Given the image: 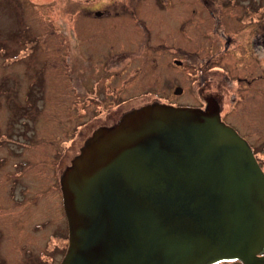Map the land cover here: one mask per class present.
Returning a JSON list of instances; mask_svg holds the SVG:
<instances>
[{
  "label": "water",
  "instance_id": "95a60500",
  "mask_svg": "<svg viewBox=\"0 0 264 264\" xmlns=\"http://www.w3.org/2000/svg\"><path fill=\"white\" fill-rule=\"evenodd\" d=\"M61 184V264H264V175L217 107L135 110L88 139Z\"/></svg>",
  "mask_w": 264,
  "mask_h": 264
},
{
  "label": "flooded vegetation",
  "instance_id": "af4514ba",
  "mask_svg": "<svg viewBox=\"0 0 264 264\" xmlns=\"http://www.w3.org/2000/svg\"><path fill=\"white\" fill-rule=\"evenodd\" d=\"M73 1L70 3L74 4ZM162 1H80L81 15L68 20L65 58L68 85L73 101L79 100L76 110L82 114L81 121L74 127L75 133L91 136L102 128L115 125L126 114L149 104L183 107L179 101L184 93L182 86L174 87L172 94L163 89L154 93L145 82H150L148 74L154 71L157 78L155 84L160 86L165 80L161 71L186 66L195 71L198 83V101L191 107L203 110L217 107L220 120L248 144L264 175V78L258 72L264 61L262 0H240L236 7L239 8L236 20L249 23L241 27L246 33L242 44L247 58L236 55V62L231 61V65L225 61L233 44L224 24L227 16H222L218 11L212 12L209 0H204L213 23L209 38L211 50L208 54L186 52L183 30L178 21L159 12L162 11ZM144 10L147 14H143ZM252 28L254 32L251 36ZM239 57L245 58L246 62L239 65ZM236 68L249 75L237 78L241 81L240 85L229 76V72H235ZM136 84L146 89L133 93ZM177 87L180 93L176 91ZM207 90L212 94L204 95L203 92ZM238 97L241 98L243 110L240 120L237 119V113L228 110V105ZM252 113L259 119L257 127L249 117ZM67 137L68 133L57 144L59 152L57 149L55 152L57 168L63 169L59 180L56 173L55 184L47 187L48 196L32 201V206L43 201V205L38 206L41 208L38 209L39 215H25L27 226L20 232L18 226L13 224L11 214H5L0 232L5 235L6 242L9 240L5 238H9L11 233L17 232V236L22 237V259L15 256L12 246L0 240V264H61L68 249V220L58 181L68 168ZM258 255H264V250ZM214 264L243 263L239 260H222Z\"/></svg>",
  "mask_w": 264,
  "mask_h": 264
},
{
  "label": "rangeland",
  "instance_id": "374dc122",
  "mask_svg": "<svg viewBox=\"0 0 264 264\" xmlns=\"http://www.w3.org/2000/svg\"><path fill=\"white\" fill-rule=\"evenodd\" d=\"M80 1L71 4V0H0V229L5 214H11L12 222L20 232L27 226V214L39 215L41 208L38 206L43 205V201L35 206L32 201L48 196L47 187L55 184L56 173L59 180L63 169L57 168L55 152L66 133L68 166L90 137L75 133L74 127L81 121L82 114L76 110L79 100L73 101L65 65L68 20L81 15ZM209 2L212 12L227 16L224 24L233 44L225 61L231 65V61L236 62L234 56H245L242 40L246 33L241 27L249 23H240L235 18L240 0ZM161 8V14L178 21L186 52H210L213 23L204 0H163ZM260 9L264 19V0ZM253 32L252 28L251 36ZM244 62L245 58H238L239 65ZM258 69L264 78V61ZM229 73L238 85L241 81L237 78L249 77L240 68ZM154 74L151 71L148 74L150 82H145L154 93L163 89L172 94L173 88L179 85L184 90L179 97L183 107L196 105L198 83L194 70L185 66L161 71L165 80L160 86L155 84ZM133 89V93H137L146 87L136 84ZM203 94L212 93L207 90ZM240 99L238 97L228 105V110L237 113L239 120L243 116ZM249 117L257 127V116L252 113ZM4 236L0 232V240L12 246L15 256L21 260L22 237H18L17 232L11 233L5 238L9 240L6 242Z\"/></svg>",
  "mask_w": 264,
  "mask_h": 264
}]
</instances>
